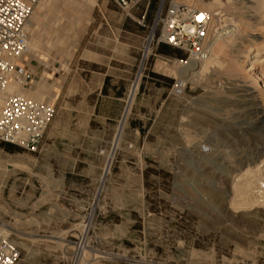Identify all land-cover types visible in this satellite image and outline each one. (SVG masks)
I'll list each match as a JSON object with an SVG mask.
<instances>
[{"label": "rangeland", "instance_id": "rangeland-1", "mask_svg": "<svg viewBox=\"0 0 264 264\" xmlns=\"http://www.w3.org/2000/svg\"><path fill=\"white\" fill-rule=\"evenodd\" d=\"M160 1H150L147 10L143 5L129 17L111 1L96 0L76 42L70 38L79 30L80 15L69 1L44 0L35 7L34 19L41 18L50 28L39 29L38 49L28 46L21 60L66 77L60 92L53 90L55 83L43 101L55 104L57 123L70 111L75 113L82 99H93L91 92L101 85L106 94L122 98L124 109L136 84L137 90L118 145L115 137L112 145L100 150L105 167L95 172L96 183L70 181V192L83 201L36 204V155L13 146L6 150L0 144V228L18 249L16 264H78L81 257L73 258L74 243L82 235L87 248L79 264H264V209L236 213V205L230 203L233 178L245 169L243 165L264 161V124L254 120L264 112L262 83L245 80L238 70L240 74L226 71L220 61L201 84L187 83L182 98L173 96L177 80L155 72L154 64L157 60L185 62L186 55L170 48L168 55L155 53L146 65L141 62ZM170 1L164 0V9ZM211 1L192 0L194 4ZM232 1L221 2L227 20L218 17L215 41L225 38L230 45L239 36L261 38L252 24L260 14L252 13L256 19L250 25L244 17L247 10L241 8L243 1ZM55 7L60 10L56 17L51 14ZM255 68L259 70V65ZM44 77L48 78L46 73ZM231 81L242 85L238 95L252 93L255 98L224 99L230 90L221 87H229ZM33 88L34 84L27 90ZM141 95L152 104L167 102L159 116L158 105L146 113V123L155 122L143 154L134 156L121 151L125 138H132L129 123ZM133 141L126 146L132 148ZM123 160L141 162L143 167L120 166ZM23 178L34 184L11 185Z\"/></svg>", "mask_w": 264, "mask_h": 264}, {"label": "built area", "instance_id": "built-area-1", "mask_svg": "<svg viewBox=\"0 0 264 264\" xmlns=\"http://www.w3.org/2000/svg\"><path fill=\"white\" fill-rule=\"evenodd\" d=\"M109 1L131 17V13L143 5L147 10L151 0ZM39 2L40 0H0V144L17 147L30 154L39 152L40 141L56 114L55 104L37 102L19 94L6 95L5 90L12 84L25 90L33 82L32 71L20 67V64L28 51L27 25ZM145 12L141 17L142 21ZM212 17V12L195 10L175 0L170 1L164 9V0H161L153 20V28L141 50L142 64L146 65L160 46L184 53L185 62L190 59L199 62L207 60L216 39ZM185 90L186 84L180 80L175 81L172 86L173 96L176 98H182ZM128 148L131 149V146ZM74 245L73 258L78 259L87 248L84 236ZM19 256L11 236L0 237V264H16Z\"/></svg>", "mask_w": 264, "mask_h": 264}, {"label": "crops", "instance_id": "crops-1", "mask_svg": "<svg viewBox=\"0 0 264 264\" xmlns=\"http://www.w3.org/2000/svg\"><path fill=\"white\" fill-rule=\"evenodd\" d=\"M170 50L165 46L160 47ZM174 50V49H173ZM176 52V51H175ZM175 52L171 55L175 56ZM22 68H28L32 71L33 82L28 89L39 80L40 75L46 73L48 79L56 83L54 91L59 93L66 77L61 73L50 74L36 63L28 61L27 64H20ZM95 94L93 99L84 98L79 107L70 111L69 116L63 122L53 121L50 128L46 131L39 144V152L36 154V204L44 206L63 200L83 201L77 199L78 195L72 194L70 181L75 179L82 185L87 183L95 184V172L104 170L105 158L103 151H100L104 145H112V141L118 133V127L124 113V102L119 95H108L105 93L104 85L92 91ZM167 99L157 100L153 104L147 102L141 95L138 103L135 105L132 123H129V130L132 132V138H125L122 153H130L134 156L143 154V147L147 146V139L152 131V124L145 117L147 112H153L158 105L159 116L162 107ZM145 120V121H144ZM134 140V141H133ZM129 141L134 142V146L129 149L126 145ZM141 143V145H140ZM62 145L61 149L58 146ZM129 164L133 167L129 169H139L143 164L140 162H119L120 166ZM89 171L94 172L89 176ZM34 180L23 178L17 179L11 185L31 186ZM25 193V190H22ZM43 202V203H42Z\"/></svg>", "mask_w": 264, "mask_h": 264}, {"label": "bare ground", "instance_id": "bare-ground-1", "mask_svg": "<svg viewBox=\"0 0 264 264\" xmlns=\"http://www.w3.org/2000/svg\"><path fill=\"white\" fill-rule=\"evenodd\" d=\"M43 1L44 0H42V2H39V5H40V3L42 4ZM67 1H69V3L71 4L70 5L68 3L69 6H72L73 10L76 11V13L80 15V16H78V18H77L78 20L76 21L77 22L76 24H78L79 30L78 31L75 30L76 32H74L70 38L71 41L76 42L81 36L82 28H84V23H86L88 21V18H86V17L89 16L92 9L96 6V0H67ZM176 1L180 2L184 5H188L189 7H192V8L194 6L195 10L212 12L213 13L212 28H213V31L215 33V37L219 34V32H218L219 30H218V28H216L218 26L216 24L218 21V17L220 18V16L221 17L224 16L223 18L225 19V15H227V14H224L221 10L222 0H212L211 2H209L207 4H201L202 2L199 4H194L192 2V0H176ZM224 1L226 4L233 3L232 0H224ZM241 1H243L241 3L243 5L241 8L245 9V11L247 10V12H246L247 14L245 12H243L241 15V18L243 17V15L245 13L246 14V16H244L246 18L245 20L250 21L251 19L254 18L255 13L260 14L259 15L260 18L259 19L254 18L256 20L253 21L252 24L254 25V27H256L258 29V31L261 32V34H259V35H261V38L260 37L259 38H256V37L251 38V36H249V37L239 36L230 45L225 44L226 43L225 38H218L214 42L213 48L211 50V52L212 51L213 52H212L210 58H208L207 60L202 61V62L196 61L194 59H190L187 62H181L178 60H174L171 62V64H168L167 62H165L163 60H157L154 64V71L157 73H160L162 75L173 77L177 81L180 80L184 84L191 83L193 85H199L202 83L203 78L207 74H210L212 72V70L214 71V69L216 67H218V65L221 61L222 64H224L226 71L231 72V73H236V71L238 70L239 72H241V76L244 79L247 78V79L251 80V82H253V84H257V85H260V83H262L261 88L264 89V0H248L246 2H244V0H241ZM47 3L48 2H46V5H47ZM57 4H59V2ZM62 4H64V3H62ZM62 4H61V6H62ZM37 6H38V4H37ZM56 6H58V5H56ZM51 8H52V6H51ZM241 8H240V10H242ZM224 9L226 10V8H224ZM235 9H236V7H235ZM225 10H223V11H225ZM235 11H238V10H235ZM221 12L224 15H220ZM253 12H254V14H252ZM54 13H56V14H54ZM39 14H40V12H39ZM51 14L52 15L54 14V17H56L60 14V10H58V8L55 7L51 11ZM47 15H49V14H47ZM236 15H238V14H236ZM228 16L231 17L232 13L231 14L228 13ZM34 17L35 16H34V12H33V15L30 19V22L27 25L28 46H29L30 50L32 49V47L38 49V47L40 45V37L42 35H40L41 32L39 29L48 30L50 28V26L48 24L42 23L41 18H40V20H41L40 21V20H38V17L36 19H34ZM230 17H228V18H230ZM230 19H228V21ZM221 20H222V18H221ZM225 20H227V19H225ZM240 20H242V19H240ZM33 21H35V22H33ZM237 22H238V19H237ZM241 22H239V23L241 24ZM233 24H235V23H233ZM250 25H251V21H250ZM49 34H51V31L47 33V35H49ZM252 35H257V34H252ZM29 36H30V39H29ZM220 43H223V44H220ZM256 65H259V70L255 68ZM40 78H41V75H40ZM232 83H228V85H230L229 87H221V88H223V90H225V89L230 90L228 92L230 94L225 96L224 99L231 100L234 97H240V96L251 97V99L255 98L252 93H246V94L238 95L237 92L239 90L237 88L242 87V85L240 86L239 83H235V84L234 83L232 84ZM54 84H55V82H52L47 77H44L42 80L39 79V82H37L36 84L34 83V88L31 90H27V89L22 90L19 86L12 84L6 88L5 94L6 95L19 94V95H22V96L27 97L29 99L35 100L37 102H43V101H45V97L51 93V90L54 87ZM136 90H137V84L135 86H133V88L130 91L129 97L127 98L128 101H127L126 111L124 114L123 121L120 124V126L118 127V133L116 135L117 138L115 141V145H118L119 140L121 138V134H122L123 128L125 126V122H126V117L129 113L130 107L132 105L134 96L136 94ZM235 93H236V95H235ZM53 94H54V92H53ZM262 97H264V96H262ZM215 98H217V97H215ZM1 106H2V102H0V108H1ZM254 120H257L258 123H260V124H264V112L259 113ZM262 157H264V156H262ZM247 163H246V165H243V168L245 167V169H243V170L241 169L239 175L238 176L236 175V177H238V178L236 180L233 178L234 183H232V186H231L232 187V191H231L232 197L230 198V203L233 205H236L235 211L238 210L236 213H243L245 211L247 212V210L253 211V209H264V161L254 162V163H250V164H247ZM105 172H107V170H105ZM5 236H7V231L0 228V237H5ZM80 260H82V256L79 259V262L82 263L83 260L82 261H80ZM79 262H78V264H79Z\"/></svg>", "mask_w": 264, "mask_h": 264}, {"label": "trees", "instance_id": "trees-1", "mask_svg": "<svg viewBox=\"0 0 264 264\" xmlns=\"http://www.w3.org/2000/svg\"><path fill=\"white\" fill-rule=\"evenodd\" d=\"M154 1L155 0H151V2L152 3H154ZM160 47H162V46H160ZM158 48V51H157V53H159V54H166V55H168V51L166 50V49H161V48ZM166 48H168L169 50H170V47H167V46H165ZM172 49V48H171ZM2 145V147L4 148V149H9L10 147H12V146H10V145H6V144H1Z\"/></svg>", "mask_w": 264, "mask_h": 264}, {"label": "water", "instance_id": "water-1", "mask_svg": "<svg viewBox=\"0 0 264 264\" xmlns=\"http://www.w3.org/2000/svg\"><path fill=\"white\" fill-rule=\"evenodd\" d=\"M116 139V138H115ZM114 143H115V140H114Z\"/></svg>", "mask_w": 264, "mask_h": 264}]
</instances>
